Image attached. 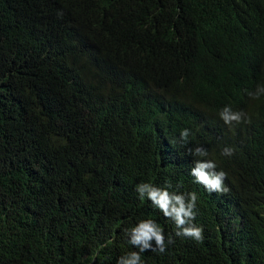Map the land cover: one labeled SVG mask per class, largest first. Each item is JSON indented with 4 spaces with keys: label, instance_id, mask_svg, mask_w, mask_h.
<instances>
[{
    "label": "trees",
    "instance_id": "trees-1",
    "mask_svg": "<svg viewBox=\"0 0 264 264\" xmlns=\"http://www.w3.org/2000/svg\"><path fill=\"white\" fill-rule=\"evenodd\" d=\"M11 1L0 264H264V0H37L36 16ZM208 162L226 191L193 185ZM191 194L178 227L174 198ZM143 223L162 245L134 241Z\"/></svg>",
    "mask_w": 264,
    "mask_h": 264
},
{
    "label": "clouds",
    "instance_id": "clouds-1",
    "mask_svg": "<svg viewBox=\"0 0 264 264\" xmlns=\"http://www.w3.org/2000/svg\"><path fill=\"white\" fill-rule=\"evenodd\" d=\"M193 2L198 4V7L206 8V9H218L219 6L213 0H192ZM10 11L19 14L26 15L32 14L36 16L37 14V0H12L10 3ZM222 118L226 123H229L233 120L239 121L241 117V113H233L229 108H225L222 112ZM188 131L184 130L181 132L182 137H187ZM201 155H204V151L202 149L196 150ZM215 168V164L208 163H198L195 168L192 169V175L196 177L193 182V185L196 186L198 184H203L207 186L210 190L216 191H226L222 187V180L225 177L224 172H215L213 169ZM151 187L147 184L140 186L139 191L148 190ZM149 197L156 203L159 204V207L165 211V215H169L167 209L169 208L170 200L168 193L161 192L158 189L151 188L148 191ZM158 197V199H157ZM175 204L172 206V213L175 215V221L178 227L188 224L193 218L195 213L193 212V208L195 207V194H191V200L188 204L183 202L182 197H175ZM182 233L184 235L192 236L197 239L200 238V229L189 226L183 227ZM180 234V233H178ZM150 236H154L157 244L162 245V237L155 231L153 228L149 226V223H143L140 226L139 234L134 237L135 240H139L141 238L147 239ZM161 250L163 248L161 247Z\"/></svg>",
    "mask_w": 264,
    "mask_h": 264
}]
</instances>
